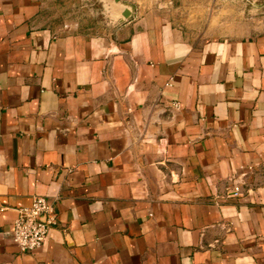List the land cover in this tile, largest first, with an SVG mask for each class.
Instances as JSON below:
<instances>
[{
  "label": "crops",
  "instance_id": "0c3cea01",
  "mask_svg": "<svg viewBox=\"0 0 264 264\" xmlns=\"http://www.w3.org/2000/svg\"><path fill=\"white\" fill-rule=\"evenodd\" d=\"M124 1L0 0V264H264V32ZM35 197L57 225L23 252Z\"/></svg>",
  "mask_w": 264,
  "mask_h": 264
},
{
  "label": "rangeland",
  "instance_id": "374dc122",
  "mask_svg": "<svg viewBox=\"0 0 264 264\" xmlns=\"http://www.w3.org/2000/svg\"><path fill=\"white\" fill-rule=\"evenodd\" d=\"M167 1H172L178 23L195 37H250L264 32V0ZM97 19L107 18L102 14Z\"/></svg>",
  "mask_w": 264,
  "mask_h": 264
},
{
  "label": "built area",
  "instance_id": "2783aa9c",
  "mask_svg": "<svg viewBox=\"0 0 264 264\" xmlns=\"http://www.w3.org/2000/svg\"><path fill=\"white\" fill-rule=\"evenodd\" d=\"M176 108L179 103H174ZM252 167H241L236 184L231 192L235 197L243 193L246 185V172L252 171ZM57 225V214L55 209L46 198L35 197L33 203L28 208L19 211V216L14 222V242L23 252H34L44 246L47 235L51 227Z\"/></svg>",
  "mask_w": 264,
  "mask_h": 264
},
{
  "label": "water",
  "instance_id": "95a60500",
  "mask_svg": "<svg viewBox=\"0 0 264 264\" xmlns=\"http://www.w3.org/2000/svg\"><path fill=\"white\" fill-rule=\"evenodd\" d=\"M112 7L114 12H117L120 15L118 18V23L124 24L129 22L135 16V6L124 0H104Z\"/></svg>",
  "mask_w": 264,
  "mask_h": 264
},
{
  "label": "bare ground",
  "instance_id": "6f19581e",
  "mask_svg": "<svg viewBox=\"0 0 264 264\" xmlns=\"http://www.w3.org/2000/svg\"><path fill=\"white\" fill-rule=\"evenodd\" d=\"M118 18H120V15H118Z\"/></svg>",
  "mask_w": 264,
  "mask_h": 264
}]
</instances>
